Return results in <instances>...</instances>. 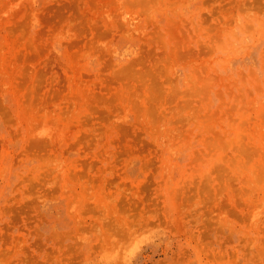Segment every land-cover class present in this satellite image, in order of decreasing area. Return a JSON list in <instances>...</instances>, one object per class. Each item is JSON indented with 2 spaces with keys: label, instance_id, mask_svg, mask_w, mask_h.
Segmentation results:
<instances>
[{
  "label": "rangeland",
  "instance_id": "rangeland-1",
  "mask_svg": "<svg viewBox=\"0 0 264 264\" xmlns=\"http://www.w3.org/2000/svg\"><path fill=\"white\" fill-rule=\"evenodd\" d=\"M0 264H264V0H0Z\"/></svg>",
  "mask_w": 264,
  "mask_h": 264
}]
</instances>
